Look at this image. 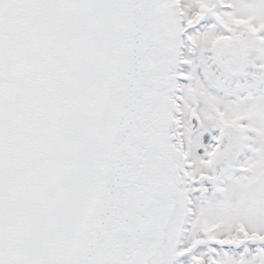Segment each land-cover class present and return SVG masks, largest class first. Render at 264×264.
Segmentation results:
<instances>
[{"label": "snow or ice", "instance_id": "snow-or-ice-1", "mask_svg": "<svg viewBox=\"0 0 264 264\" xmlns=\"http://www.w3.org/2000/svg\"><path fill=\"white\" fill-rule=\"evenodd\" d=\"M0 264H264V0H0Z\"/></svg>", "mask_w": 264, "mask_h": 264}]
</instances>
